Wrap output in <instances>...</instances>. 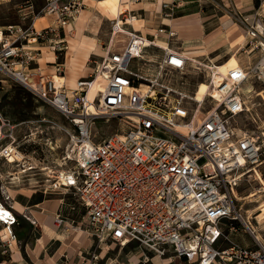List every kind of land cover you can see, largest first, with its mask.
<instances>
[{
    "label": "built area",
    "instance_id": "1",
    "mask_svg": "<svg viewBox=\"0 0 264 264\" xmlns=\"http://www.w3.org/2000/svg\"><path fill=\"white\" fill-rule=\"evenodd\" d=\"M85 1L45 0L35 11L33 1L26 0L19 8L22 23L0 27V72L72 126L67 169L56 176L52 191L77 195L87 233L101 250L112 242L120 248L135 244L144 253L184 259L186 264H264V241L254 237V247H218L226 220H241L249 230L235 191L264 159L261 136L233 125L247 110L242 86L250 75L264 82V27L256 24L247 32L249 53H259L256 63L222 72L225 57L194 61L183 48L171 45L176 32L165 24L144 35L134 27L138 14L129 8L139 0L122 2L126 8L109 19L111 32L92 72L71 88L56 65L55 72L63 78L57 85L38 63L40 44L54 42L52 35L75 22ZM175 5V0L164 1L162 15L171 16ZM49 15L54 21L38 29L37 20ZM163 36L170 41L167 48L158 44ZM57 45H51L53 52L60 49ZM158 49L162 54L156 56ZM99 79H106L105 86L90 97ZM202 82L216 97L213 110L195 128ZM104 117L119 118L124 129L96 141L92 125ZM14 132L0 114V161L10 164L17 150ZM12 185L0 171V264H15L20 218L37 224L29 206L23 212L16 209ZM65 206L61 199L54 223L76 231ZM90 257L93 262L99 259L96 254Z\"/></svg>",
    "mask_w": 264,
    "mask_h": 264
},
{
    "label": "rangeland",
    "instance_id": "2",
    "mask_svg": "<svg viewBox=\"0 0 264 264\" xmlns=\"http://www.w3.org/2000/svg\"><path fill=\"white\" fill-rule=\"evenodd\" d=\"M32 1L37 9H39L45 3V0ZM127 1L124 0L123 2ZM181 1H184V5L182 7L186 8L187 12L196 10L195 8L199 4H202V6L207 10L216 8L218 12H221L220 14L225 12L224 5L226 3L224 4L222 0H179L178 3ZM25 2L26 0H19V5L9 3L3 7L1 6L0 27L5 28L7 25H16L17 23H20L21 14L19 13V8ZM85 2L86 8L84 10H86L90 4L91 7L88 8L89 12L92 14L96 13V16L99 18V13H97V8H99L108 17L103 26L98 31L94 32L93 34L91 33L92 35L90 36V43L92 44L86 47L90 51L87 59L85 60L84 56H80L78 53L77 55L72 54V56L71 54L67 55V49L63 50V44L66 46V43L61 41L63 35L62 32H59L60 35L58 37L52 35V40L54 42H46L44 49L41 50V53L44 51V58H53L55 56L53 53H51L52 50L50 47L55 42L58 44L57 47L60 49L55 51L57 57H55L54 64L47 63L48 65H46L44 64V61L42 62V60H40V58L38 61L43 70L46 66L50 68L52 67L53 71H49L48 69L44 70V73L48 76L57 75L58 72H55L54 69L56 65H60L62 69L61 74L63 77H65V82L68 87H73L80 78H84L83 75L78 74V71H80L83 65H85V75L92 72L96 62H99L103 55L102 44L107 41L111 32V23L109 19L113 18L114 14H111L104 7H101L98 4V1L86 0ZM124 8H126V4L121 5V10ZM172 14L173 15L169 18L178 16L181 14V12L178 9H175V12ZM49 16L51 17L50 20L48 19V21L51 23L55 16ZM230 18L235 21L232 16H230ZM92 24V27L95 28L97 23L92 21ZM90 30L94 31V29ZM248 40L250 41V38H246L243 43L234 49V51L237 53L239 61L238 64L246 68L253 66L256 63L259 55L257 50L249 53V46H247V42H249ZM173 41L177 47H183V43L179 42L176 37L173 38ZM237 42H239V40ZM78 43L79 41H76V45ZM34 45L36 47L38 46V44ZM239 47L241 48L238 49ZM183 49L188 53L190 52L189 48ZM160 54H162L161 50L158 49L155 51L156 56ZM189 56L192 57L190 53ZM228 56L229 55L225 56V59H227ZM198 60H203V58H199ZM0 80L3 81V83L0 82V111L3 114L2 117L5 119V121L14 127L15 146L24 156L23 160L19 162L10 156L9 162H11V164L6 161H0V171L3 174V180L6 183L11 182V184H13L11 186L13 191H11L10 194L14 195L15 192L18 196H25V199L31 198L30 203H35V201L43 199L44 195H46V197L50 196L51 198L55 199L58 198L60 201L61 199H64V203L66 204L65 211L75 206V210H71V212H74L76 221L83 222L82 224L76 222V226H74L72 223L71 227H74L76 231H79L80 228L82 229V227H88L85 210L80 206L77 195H75L73 192L65 194L53 192L51 187L56 176L60 175V173L67 169L64 159L69 148L70 134L72 132L71 124H69L68 120L64 116L42 102L38 97L34 96L17 80L9 78L2 72H0ZM194 82H196L195 77ZM247 87H250L252 92L245 93L244 90ZM242 89L246 96L247 110L242 116L233 122V125L238 129L245 128L249 131H254L255 134L260 135L264 140V136L262 134L264 132V94L258 95V92L264 90V82L257 80V78L250 75L247 82L242 86ZM121 129H124V125L119 120V118L114 117L109 120L106 117L98 119L95 124L92 125V131L95 135L96 141L106 138L118 130L121 132ZM21 170H25V172L19 173ZM257 170L264 178V159L257 167ZM14 173H17L18 176L21 177L19 182L13 183L14 180H11V178L16 176ZM259 187V181L256 179L255 172L252 171L242 181L237 193L244 197L246 194L251 191H255V189ZM45 190H47L46 194ZM262 195L263 196L258 198V200H264V193ZM60 201H57L58 205L60 204ZM236 205L238 209H241L240 212L242 213L243 217H245L249 215V212L247 211L254 209L257 203H248L247 200H244L237 201ZM256 213L257 212L253 214L254 217ZM71 216L73 217V213L69 214L68 218ZM251 221L256 227H258L261 236L263 237L262 240H264V222L259 224L256 219H251ZM78 226H80V228ZM222 228L225 237L218 246L220 249L228 248L233 244H238L245 247H254L255 240L241 220H226V222L222 224ZM105 245L104 251L109 250L108 248H113L112 253L114 254H117L118 251H121V254L123 255L125 251L129 250L128 248L120 250V246L112 242H108ZM133 248H137V246L135 244L131 245V249ZM92 251L93 250L89 251L88 253L92 255H98L99 259L97 261H100L102 259L99 253L100 251H96V253ZM147 253L149 257L152 256L151 252ZM136 258L137 255L135 254L129 256L126 264H129L130 261H133L134 264H138Z\"/></svg>",
    "mask_w": 264,
    "mask_h": 264
},
{
    "label": "crops",
    "instance_id": "3",
    "mask_svg": "<svg viewBox=\"0 0 264 264\" xmlns=\"http://www.w3.org/2000/svg\"><path fill=\"white\" fill-rule=\"evenodd\" d=\"M164 1L173 2V0H139L133 4L131 3L129 8L134 10L139 16L138 22L135 23L134 27L144 35L151 36L154 33V27L161 24L167 25L168 29L170 28V30L176 32L177 40L183 43L182 48H189V53L193 58L204 59L209 57L219 60L229 55L226 59L227 61L232 55L237 57L234 49L249 37L247 32L250 27L256 24L264 27V0H222L224 4L226 3L223 14H220L221 12H218L216 8L207 10L202 4H199L195 8L196 10L187 12L186 8L182 7L184 1L178 3L179 0H175L177 4L175 9H178L181 14L173 18H169L170 16H167V18L162 15V4ZM9 3L19 5V0H0V8ZM42 6L39 9L35 6V11L40 10ZM90 7L89 4L88 8ZM88 8L78 16L75 22L60 28L53 35L58 37L60 35L59 32H62L61 41L66 43V46L63 44V50L67 49L66 54H71L72 56V54L77 55L78 53L80 56H84L85 60L90 53L86 47L92 44L90 43V36L98 31L108 18L99 8H97L99 18L96 13L92 14L89 12ZM50 17L46 16L44 22H39V18L36 22L37 28L40 29L50 25L54 21L49 23L48 19L50 20ZM92 21L97 23L95 28L92 27ZM21 23L22 21L17 24ZM90 29H94V31ZM163 40L170 42L168 36H164ZM238 40L239 42H237ZM76 41H79L77 45ZM45 43L40 44L41 50L44 49ZM170 43L172 46L177 47L174 41ZM51 53L57 57L55 52L52 51ZM55 57L44 58L43 51L39 58L42 62L44 61V64L48 65L55 62ZM46 69L53 71L52 67L46 66L44 70ZM85 73V65H83L78 74L83 75V77L90 74L85 75ZM11 191H13L12 188H10ZM13 197L15 207L19 212H23L24 208L29 206L37 220V224L33 225L29 221L20 218V223L15 226V232L20 241V248H16V252L13 255L15 264H126L128 257L134 254L137 255L138 264H186L184 259H161L154 253L149 257L147 252L144 253L138 248L131 249V246L120 248V250L129 249L123 255L121 251H118L117 254L112 253L113 248H108L109 250L105 251L104 249L101 250L88 235L87 227H82L81 229L79 226L80 230L74 231L70 227L63 229L55 225L54 213L59 208L57 201H60V199L44 195L43 199L30 203L31 198L25 199V196H18L15 192ZM71 210L73 209L70 208L65 211L67 218L69 214L73 213V217L68 218L69 222L73 223L74 226L77 223L82 224L83 222L76 221L74 212H71ZM91 250L95 253L100 251L102 259L93 262L88 253ZM129 264H134V262L130 261Z\"/></svg>",
    "mask_w": 264,
    "mask_h": 264
},
{
    "label": "bare ground",
    "instance_id": "4",
    "mask_svg": "<svg viewBox=\"0 0 264 264\" xmlns=\"http://www.w3.org/2000/svg\"><path fill=\"white\" fill-rule=\"evenodd\" d=\"M123 1L124 0H99L98 4L101 7H104L108 12H110L111 14H114V16L117 17L123 10V9L121 10V5ZM128 2H131V0H128ZM45 17L46 16L40 17L39 22H42V21L44 22ZM136 22L138 21H135L134 24ZM248 38H250V36ZM158 44L161 47H166V48L168 47V43L164 40H159ZM193 60L198 61V58H193ZM237 66H241V65L238 64L237 57L235 55H232L227 61H225L221 65V71L225 72L228 67H237ZM54 79L57 85L63 82V78L58 75H55ZM0 82H3V81L0 80ZM105 83H106V79H99L94 85L93 89L90 91V97H93L96 94L97 90H100L99 88L103 89L105 86ZM199 87L200 88L197 93V98L198 100H200L201 105L197 113H195V116L193 118V124L195 128H197L202 123V121L205 119V117L209 114V112L213 110L214 105H212V103L214 102V99L216 97L214 96L215 94L208 92L206 83L202 82ZM244 91L245 93H250L252 92V89L250 87H247ZM263 94H264V90L261 92H258V95H263ZM0 114L3 115L1 111H0ZM262 134L264 136V132ZM11 157H13L17 162L23 160L24 158V156L21 154V152L18 149L17 150L14 149V154ZM255 170H256L255 171L256 179L259 181L260 187L255 189V191L249 192L244 197L240 196L237 193V191H235V194L237 197V201L247 200L248 203H254V202L257 203L254 209L247 211L249 212V215L245 216L243 220L249 226V231L250 233L253 234V237L258 240H262L263 237L261 236L260 230L251 221V219H256L259 224H262L264 222V200H261V199L258 200V198L262 197L263 196L262 194L264 193V178L262 177L261 173L257 170V168H255ZM252 171L253 169L250 172ZM23 172H25V170H21L19 173H23ZM14 174L16 176L11 178L14 180L13 183L19 182L21 177H19L17 173H14ZM255 212L257 213L254 217L253 214H255Z\"/></svg>",
    "mask_w": 264,
    "mask_h": 264
}]
</instances>
